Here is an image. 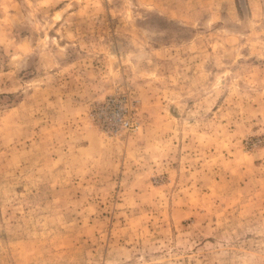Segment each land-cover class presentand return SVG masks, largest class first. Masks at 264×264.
<instances>
[{
	"label": "rangeland",
	"instance_id": "374dc122",
	"mask_svg": "<svg viewBox=\"0 0 264 264\" xmlns=\"http://www.w3.org/2000/svg\"><path fill=\"white\" fill-rule=\"evenodd\" d=\"M0 264H264V0H0Z\"/></svg>",
	"mask_w": 264,
	"mask_h": 264
},
{
	"label": "built area",
	"instance_id": "2783aa9c",
	"mask_svg": "<svg viewBox=\"0 0 264 264\" xmlns=\"http://www.w3.org/2000/svg\"><path fill=\"white\" fill-rule=\"evenodd\" d=\"M96 117L101 128L106 130H134L136 127L124 101L106 100L98 106Z\"/></svg>",
	"mask_w": 264,
	"mask_h": 264
}]
</instances>
